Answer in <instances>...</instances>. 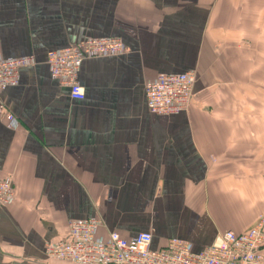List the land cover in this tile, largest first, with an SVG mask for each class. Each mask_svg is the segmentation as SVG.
Masks as SVG:
<instances>
[{"label":"crops","instance_id":"0c3cea01","mask_svg":"<svg viewBox=\"0 0 264 264\" xmlns=\"http://www.w3.org/2000/svg\"><path fill=\"white\" fill-rule=\"evenodd\" d=\"M117 38L88 59L83 101L53 79L48 54ZM264 0H0V60L33 57L0 94V264H74L45 255L69 223L100 218L131 239L195 253L264 214ZM195 72L194 102L154 115L146 85ZM20 121L11 129L6 115ZM264 253V251H263Z\"/></svg>","mask_w":264,"mask_h":264},{"label":"built area","instance_id":"2783aa9c","mask_svg":"<svg viewBox=\"0 0 264 264\" xmlns=\"http://www.w3.org/2000/svg\"><path fill=\"white\" fill-rule=\"evenodd\" d=\"M128 48L121 39L87 40L75 46L48 54L47 65L53 79L67 87L75 101H83L85 88L79 76L83 63L92 58L120 56ZM33 57L0 60V94L20 82L23 68L35 65ZM195 72L161 74L145 87L149 110L154 115H175L190 109L194 102ZM6 121L17 129L20 121L8 113ZM15 199L12 177L0 178V206L8 207ZM106 227L100 218L75 220L69 223L68 238L49 242L45 248L48 259L74 264H264V214L244 233H221L215 243L195 253L190 245L171 239L159 250L153 249V235L145 232L126 239L118 232L106 236L100 231Z\"/></svg>","mask_w":264,"mask_h":264},{"label":"rangeland","instance_id":"374dc122","mask_svg":"<svg viewBox=\"0 0 264 264\" xmlns=\"http://www.w3.org/2000/svg\"><path fill=\"white\" fill-rule=\"evenodd\" d=\"M263 47H264V45H263Z\"/></svg>","mask_w":264,"mask_h":264}]
</instances>
